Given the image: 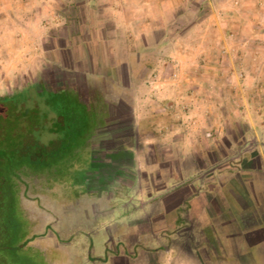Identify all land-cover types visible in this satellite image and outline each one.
Instances as JSON below:
<instances>
[{"label": "crops", "instance_id": "1", "mask_svg": "<svg viewBox=\"0 0 264 264\" xmlns=\"http://www.w3.org/2000/svg\"><path fill=\"white\" fill-rule=\"evenodd\" d=\"M5 2L7 5L3 9H7V12L16 11L14 22L17 29L21 30L22 39L32 42L30 53L23 52L24 58L28 56L31 59L30 66L22 64L17 67V79L22 81L18 88L26 85L27 77H31L33 80L40 78L52 88L74 91L86 106L84 114L87 122L95 127L83 138L71 157L50 173L24 186L20 200L33 223L32 233H37V220L44 222V234L63 221L68 212L77 210L86 220L88 230L81 229L82 233L75 241L80 253H76L74 258L87 264H127L124 252L137 249L141 243L137 238L141 236L144 239L145 236L146 241L150 231L154 236L145 244L150 245L159 241L157 235L173 232L184 223L180 208L187 204L191 217L204 236L209 235L214 241L223 243L227 252L240 253L228 257L235 260V264H264V190L252 179L232 182L233 185L223 188L212 185L218 188L216 194L212 188L209 191L195 190L190 184L191 190L182 192L189 196L186 200L179 188L170 193H147L146 200H138L139 210L135 206V198L113 194L110 199L115 203L129 198L124 203V213L121 214L116 206L104 211L103 187L122 183L129 188L134 186L136 179L130 178V175H126L125 181L119 184V172L126 170V167L128 172V167L135 165V156L140 151L137 146L132 147V144L125 142L113 148L106 147L101 141L120 138L112 135V132L125 123L130 124L136 138L139 129L143 128L151 132L149 145L156 141L152 138L155 136L152 131L160 116L157 111L163 110L170 101L161 100L163 92L153 82L152 76L156 70L153 60L162 61L161 52L167 43L166 32L181 3L178 0H86L80 6H86L95 13L96 18L70 19L63 14L66 3L60 0ZM242 70L247 75V82L243 79L247 85L245 89L256 93L250 99V108L244 102V121L255 136L264 134V66L250 69L243 67ZM174 96L177 104L178 93L175 92ZM176 128L178 133L180 129L178 126ZM208 146L207 150L203 148L207 153ZM145 149L150 155L155 154L152 146L142 147V151ZM257 149L264 168V146H257ZM184 151L181 146L174 149L177 161H182L185 153H197L199 149L193 147ZM98 155L105 158L101 162L103 164L95 160ZM139 162H136V171L141 174L143 171H159L158 163L153 159L144 164ZM109 166L117 169V178L97 177V173ZM158 178L162 181L160 176ZM170 179V183H175L173 186H178V181L183 179V168L177 171L174 179ZM167 185L168 179H164L161 186ZM28 192L32 194V200L25 199V193ZM89 207L95 218L93 220L87 215ZM219 208L224 213L222 222L218 216L211 218V213ZM110 219L115 220L112 226L105 224ZM104 226L107 230L108 227L117 229L116 244L110 242L111 237H94L97 231H103ZM63 233L69 239L62 242L55 240V247L74 241L71 238L75 235L69 232L68 226L64 227ZM206 240L209 241L208 238ZM110 244L115 252L122 254L110 257Z\"/></svg>", "mask_w": 264, "mask_h": 264}, {"label": "rangeland", "instance_id": "2", "mask_svg": "<svg viewBox=\"0 0 264 264\" xmlns=\"http://www.w3.org/2000/svg\"><path fill=\"white\" fill-rule=\"evenodd\" d=\"M28 1L37 2L25 0ZM60 1L66 3V9L63 11L65 17L90 19L95 16L86 6H80L86 0ZM178 3H181L180 9L166 32L167 43L161 52L162 61L165 63L153 60L156 65L153 82L163 92L161 100L170 101L163 110L157 111L160 116L152 131L155 135L152 138L156 141L149 145L151 132H146L143 128L139 129L136 138L128 123L112 132V135L120 138L113 137L101 141L106 147L113 148H118L123 142L132 144V147L137 146L140 154L135 156L136 162L138 160L144 164L153 159L158 163L159 171H143L141 174L136 171V162L133 167H128V172L124 166L126 170L119 172V184L125 181L126 175H130L132 179L135 177V185L129 188L122 183L114 187H103L104 211L116 206L123 214L122 209L126 207L124 203L130 197L137 200L135 206L139 210L138 200H146L147 193H170L179 188L182 194L188 189L191 190L190 184H193L195 190L209 191V188H212L216 194V190L223 188L222 186L252 179L264 190V168L257 154V146H264V134L255 136L251 127L244 121V102L246 101L250 108V99L255 97L256 93L245 89L247 85L243 79L247 82V75L242 70L243 67L250 69L264 66V0H178ZM6 5L5 0H0V96L12 95L34 83L43 82L40 78L33 80L27 77L26 85L18 88L22 81L17 79V67L22 64L30 66L31 59H28V56L24 58L23 52L30 53L32 42L26 38L22 39L21 30L17 29L14 22L16 11L7 12V9H3ZM175 92L178 93L177 104ZM176 126L180 129L178 133ZM146 146H152L155 154L150 155L146 149L142 151V147ZM177 146H181L185 151L193 147L199 151L185 153L182 161H177L173 153ZM207 146L209 153L203 149ZM160 148L163 150L160 151ZM104 159L102 155L95 157L99 164H103L101 162ZM181 167L183 179L178 181V186H173L175 183H170V178L174 179ZM116 171L117 169L110 166L104 167L103 171L97 173V177L117 178ZM164 179H168V185L163 187L161 183ZM138 182L141 183L140 186ZM113 194L129 198L115 203L116 201L110 199ZM31 195L29 192L25 193V199L32 200ZM184 195L185 200L189 198ZM95 209L94 204L93 210ZM180 209L184 223L171 233L157 235L159 241L150 245L145 244H148L149 238L154 234L148 232V241H145V236L144 239L139 236L137 239L141 243L137 249L134 252H124L127 264L236 263L228 257L238 252H227L223 243L214 241L209 235L204 236L195 219L191 217L187 204ZM88 210V217L95 219L92 209L89 207ZM223 214L220 208L218 211L215 209L211 218L218 216V220L222 219V222ZM81 215L77 210L68 212L63 221L56 223L50 232L44 234V222L37 220V233H30L28 246L36 250L42 258L23 259L20 256H25L26 252L18 249L16 253L19 252V257L6 252V257L0 260V264H87L74 258L76 253H80L75 241L82 233L81 229L88 230V224ZM113 221L115 222L112 219L107 220L105 224L112 226ZM65 226L75 235L71 238L74 241L55 247V240L62 242L69 239L63 233ZM108 228L109 231L104 226L103 231H97L94 237H111L110 242L116 244L117 229ZM142 228L143 226L140 229ZM9 235L10 232H7L1 237H12ZM40 245L43 246L42 249H39ZM108 251L110 257L117 253L122 254L115 252L111 244Z\"/></svg>", "mask_w": 264, "mask_h": 264}, {"label": "trees", "instance_id": "3", "mask_svg": "<svg viewBox=\"0 0 264 264\" xmlns=\"http://www.w3.org/2000/svg\"><path fill=\"white\" fill-rule=\"evenodd\" d=\"M84 112L74 91L45 82L0 96V260L6 252L19 257L18 249L23 259L40 258L28 246L33 223L21 205L22 188L71 157L95 129ZM7 232L12 237L2 238Z\"/></svg>", "mask_w": 264, "mask_h": 264}]
</instances>
